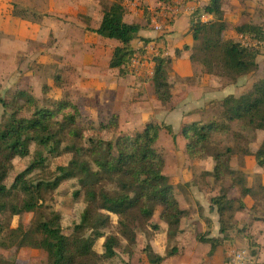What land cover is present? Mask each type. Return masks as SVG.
I'll list each match as a JSON object with an SVG mask.
<instances>
[{
  "label": "trees",
  "instance_id": "trees-1",
  "mask_svg": "<svg viewBox=\"0 0 264 264\" xmlns=\"http://www.w3.org/2000/svg\"><path fill=\"white\" fill-rule=\"evenodd\" d=\"M171 0H156L161 6L168 5ZM190 0H183L187 3ZM225 0H209L208 4L195 10L191 17V35L194 40L192 48L183 50L190 52V61L199 64L203 73L225 79L232 83L238 78L251 76L258 70V49L242 46L239 42L223 40L222 35L228 24L223 19ZM209 15L212 20L202 22V15ZM124 8L122 4L113 2L102 9V19L97 29L88 31L98 36L115 40L119 46L111 53L109 68L118 69L120 76L128 74L131 60L137 53L131 43L138 33L148 28L139 23L128 24L123 21ZM235 33L264 44V28L252 23L235 27ZM149 40H145L148 42ZM200 42V52L205 55L201 62L194 58L195 44ZM138 53H142L139 50ZM215 53L216 63L207 59L206 54ZM180 51H175L178 57ZM153 75L150 79L153 93L163 107L171 102V86L168 83V70L172 60L168 57H154ZM218 70V71H216ZM55 85L61 83L59 76L55 77ZM65 96L63 100L54 101L55 111L38 108V102L27 90L15 89L0 95V251L14 249H31L45 251L50 264H104L117 256L119 241L116 236L105 235L104 231L111 223L110 215L118 217L120 232L132 247L136 245L134 227L135 218L131 211L136 209L141 217L149 219L155 210L158 218L167 227V240H176L182 232L181 222L191 216L189 210L179 207L174 195V188L164 175L165 160L155 145L162 128L171 133L170 127L148 122L141 131L122 134L114 143L102 139H89L88 147L79 146L82 139V128L77 125L81 118V108ZM90 101V100H89ZM90 103H92L90 101ZM93 105V103H92ZM94 110H96L93 105ZM33 109L27 118L21 113ZM222 109L220 120H211L206 124L193 122L184 124L179 135L185 141V155L188 161L212 158L214 166L211 172L201 174L205 179L212 178L221 184L219 192L210 199L211 207L218 215L219 233L222 238H206L205 234L198 235L197 241L209 244L212 255L216 247L227 240V232L234 228L231 218L236 212L245 208L241 199L228 197L231 188H240L247 195L246 178L240 171L232 170L230 162L237 153L253 155L256 164L264 167V138L257 150L250 151L251 138L241 137L246 147L239 149L232 146L220 147L214 143L213 136L222 137L230 133L231 126L239 122L243 133L264 132V77L254 80L252 85L241 95L228 96L220 103ZM73 109V113H66ZM98 113V111H96ZM62 114L61 121L54 119ZM98 121L88 119L91 123L108 122L112 129H122L117 115L98 113ZM235 134V133H234ZM233 134V141H237ZM72 138L69 153L72 159L67 166L58 167L57 175L52 181L34 182L30 174L44 168V159L36 155L30 165L17 174L8 186L6 181L13 169L16 158L29 157L30 148L36 145L49 153H56L60 148L61 139ZM175 138L174 136H172ZM226 177L231 183L228 187L223 184ZM76 180L79 190L74 197L84 196L85 207L81 212L79 222L68 232L60 226V215L53 213L51 218H44L32 224L27 230L11 229L9 220L14 216L36 212L41 207L43 189L55 190L62 182ZM113 186L114 189H107ZM264 191V187H260ZM236 204V206H235ZM264 207V204H263ZM7 216V219H6ZM10 228V229H9ZM9 229L4 237L3 233ZM244 229V228H243ZM242 229V230H243ZM240 230V234H242ZM88 233V234H86ZM246 237V236H245ZM104 238L103 252L94 250L97 240ZM247 238L248 248L253 249L255 243ZM231 240V239H229ZM143 253L150 264H161L166 258L177 254L172 249L165 256L156 254L152 248L146 247ZM128 256H133L128 253ZM251 256L257 253L251 251ZM0 264H18L15 259H9L0 253Z\"/></svg>",
  "mask_w": 264,
  "mask_h": 264
},
{
  "label": "crops",
  "instance_id": "crops-1",
  "mask_svg": "<svg viewBox=\"0 0 264 264\" xmlns=\"http://www.w3.org/2000/svg\"><path fill=\"white\" fill-rule=\"evenodd\" d=\"M12 1L0 0V63L8 66L11 63L14 64L15 61L16 65L19 55L23 56L22 58L24 59L25 56L30 54L28 53L27 45H64L65 48H73L74 51H80V48H82L84 53L83 62H80L81 58L75 59L68 55L67 58L71 57L70 61L72 62L70 64L69 61L64 62L65 64H63L62 68H64L63 72L65 73L68 65L72 67L69 72L73 71L78 76L77 84L73 85V88H76L75 90L78 93L77 97L79 96L87 103L90 100L95 106L96 110H91L94 117L92 116L89 119L98 121V113H102L103 116L114 114L118 116L122 129H125L123 125H126L129 131H141L148 122H155L171 129V133L166 128L160 130L156 145L167 146L166 149H160L165 160L164 175L168 177L169 183L174 188V195L179 207L191 212L190 218L182 220V232L175 241L181 240L187 234L192 235L196 232L195 227L199 226H201L206 238H222L223 235L219 233L216 209L211 207L210 204V199L216 196L217 193L211 192V188L206 193L203 185H195L190 180V173H188L186 179L183 170L186 165L196 166V169L205 165L206 167L201 169V176L203 172L212 171L214 162L212 158L188 161L184 150L185 141L179 135V132L184 124L193 122L206 124L211 121L209 114L213 106H219L221 101L228 96L237 97L241 95L254 81L249 87L244 86L241 81L248 77L246 76L238 78L232 83L223 84L220 78L203 73L201 67L197 70L196 65L190 61V52L183 50L184 46L192 48L194 45L190 29L193 13L198 8L208 4L209 0L189 1L182 5L183 1L176 3L175 0H171L165 6H161L156 0H147L148 4H145L149 6L148 10L154 12L151 19L152 25L156 22L162 26V30L154 31L152 26V29L146 28L138 33L137 38L131 45L137 51L135 55L148 59L147 66L135 71L130 69L131 72L129 71L123 77L120 76L118 69H111L108 66L111 53L115 47L119 46V43L88 31V29H97L101 23L102 12L98 5L102 0H36L41 2L40 8L44 10L43 19L40 22L15 17ZM136 5L137 3L134 1L129 3V12H125L124 9L123 21L128 24L139 23L145 25L143 12L136 9ZM251 6H253V12L255 9H259L257 12L260 13L264 21V0H256ZM174 14L175 16L168 21V17ZM244 19L241 18L242 21H238L235 26L249 23V19H247L248 22ZM89 20L91 25L88 26ZM200 20L209 22L212 17L203 14ZM224 21L227 24H231L230 22L235 23L237 17L229 15L224 17ZM253 23L261 25L257 19ZM145 40L149 41L145 42ZM16 45H21V53L23 50H27V53H22L21 55L17 48H14ZM91 45H94V51L99 57L105 58L99 59L92 56ZM139 50L142 53H138ZM175 51H180L178 57L175 56ZM37 56L34 58H37ZM154 57H168L172 60L168 70V83L171 86L172 98L170 105L167 107H163L152 92L150 79L153 75L154 62L152 59ZM48 58L49 64L56 63L54 56ZM27 59H30V57ZM147 68L148 71L146 70ZM74 73L72 74L74 75ZM63 77L61 80H63ZM6 89L11 91L15 89L27 90L28 88L23 83L13 85V83L6 81ZM60 90L62 91V89ZM65 94L64 96H66ZM254 136V140L249 146L252 154L261 144L264 132L255 131ZM176 146L178 147L177 151ZM240 156L241 159L237 166L234 167L232 166L234 158H232L230 167L232 170L240 171L244 174L246 189L250 193L244 199L235 198V200L241 199L245 206L243 210L236 212L235 215L245 211L250 213L249 211L252 209V204L248 203V200H251L250 196H252L256 187H264V167H259L256 164L253 155ZM169 161L173 166H169ZM251 179L256 180V185L252 186ZM213 183L214 180L208 178V184ZM228 197L231 198L229 194ZM200 208H202L200 211L202 216L199 215ZM262 208L264 210L263 205ZM186 220H190L189 224L191 225L189 227L187 224L185 225ZM246 222L244 224L249 227L251 224V227L256 228L255 233L240 234L239 231L245 225L243 226L239 220H236L234 223L235 227L227 232V240L216 247L212 256L208 255L209 246V249L204 254V260L198 263H193L191 260L194 252H188V255H186L187 253L183 255L179 251L177 255L166 258L161 264H213L215 261L220 260L224 250H227L228 246L225 243L229 239H235L236 242L242 239L247 243V236L252 238L257 244V255L256 257L251 256L254 259V264H264V216H254L249 222ZM161 223L163 224L161 226L162 230L151 241V246L156 254L165 256L164 243H166L167 239V227L163 222ZM247 245L246 247H248ZM242 250L247 253L248 259L250 257L248 249L244 248L238 251ZM38 252L40 251L31 249L13 250L10 257L6 258L15 259L18 264H23L25 260H28L29 256L39 254ZM0 253L5 256L4 251H0ZM225 254L230 256L232 253L229 254V251H227ZM132 264L135 263L132 262ZM146 264L150 263L146 261Z\"/></svg>",
  "mask_w": 264,
  "mask_h": 264
},
{
  "label": "rangeland",
  "instance_id": "rangeland-1",
  "mask_svg": "<svg viewBox=\"0 0 264 264\" xmlns=\"http://www.w3.org/2000/svg\"><path fill=\"white\" fill-rule=\"evenodd\" d=\"M136 1V9L141 10V12H144V18L148 21V29H152V15H154V12H151L148 10V7L146 4H148L147 0H102L98 7L102 9L105 7H108L111 3L117 2L120 4H123L125 12H129L128 6L129 3H132ZM146 1V2H145ZM224 10H223V19L224 17H228L229 15H235L237 17V21L235 23L230 22L231 24H228L227 30L223 33L222 38L223 40H231L235 42H239L242 46L258 49V57H257V63H258V70L251 76H248L245 80L241 81V83L249 87L254 80H258L262 77H264V44L258 45L255 41H252L247 38H242L241 36L237 35L234 31L235 25L238 23V21H242L241 18H245L244 20L247 21L249 19V23H253L255 19L258 20V23L260 22L262 28H264V21L262 20V17L259 12H257L259 9H255L254 12L252 11L253 6H251L256 0H225ZM146 3V4H145ZM12 4L14 6V16L17 18H22L24 20L28 21H37L40 22L43 19L44 16V10L41 9V2H38L36 0H13ZM183 2L181 3V5ZM177 5V4H175ZM98 14V10H97ZM98 18V16H97ZM154 18V17H153ZM63 20V19H62ZM243 20V21H244ZM248 22V21H247ZM88 26L91 25L90 20L88 21ZM254 24V23H253ZM257 25V24H256ZM234 31V32H233ZM52 37V36H51ZM195 51H194V58L196 62H201L202 58L205 56L201 49L200 42L195 44ZM28 46V54L27 56L22 58L23 56L19 55L18 63L15 65L10 64L8 66H5L4 64L0 63V95L2 97H6L7 93L10 91L6 89V81L16 84V83H23L27 86V91L31 96L34 97V99L38 102V108L41 109H49L51 111H55V106L53 104L54 101H60L63 100L64 94L66 96H70L72 99L71 101L77 104L81 108L82 116L77 121V125L81 127L83 130V136L79 143V146H82L83 148L88 147V142H86L89 139L99 140L102 139L104 141H108L111 143H114L117 138L122 136V134H131L135 133L136 131H129L127 130L128 127L126 125H123V128L125 129H112L108 127L107 120L105 122L101 123H91L88 121L90 117L93 116V113L91 110H94V107L90 101L84 102L82 98L79 96L77 97L78 93L76 92V88H73V85L75 86L77 84V73L69 72L72 70L71 66H67V71L65 73L63 72L64 68H62L65 64L64 62H68L69 64L72 62L70 61V58L73 57L75 59H80V62H83L84 60V53L83 49L80 48L79 50L74 51L73 48H65L64 45H27ZM80 46V45H79ZM21 45H16L14 48H17L19 53H21L20 49ZM92 49V56L97 57L99 59L105 58V57H99L96 51H94V45H91ZM90 49V48H89ZM27 51V50H26ZM23 50L22 53H27ZM67 52V53H66ZM21 53V55H22ZM36 53V54H34ZM38 55V56H37ZM70 55V58H67V56ZM207 59L210 61L216 63L215 59V53L212 54H206ZM37 56V58H34ZM54 56V59H56V63L49 64L47 59L48 57ZM30 57V59H27ZM152 56L150 57L151 60ZM76 61V60H74ZM78 62V61H76ZM68 64V63H67ZM76 64V63H74ZM196 69L199 70L200 66L199 64H195ZM77 68V67H76ZM148 71V68L146 69ZM75 71V70H74ZM130 71V67L128 69ZM133 71V70H132ZM135 71V70H134ZM218 71V70H216ZM131 72V71H130ZM74 73V75L72 74ZM59 76L61 79L63 76V80L60 84H57L55 86L56 80L55 77ZM223 84L230 83L225 79L220 80ZM54 84V85H53ZM62 89V91L60 90ZM153 92V91H152ZM220 106V105H219ZM219 106H213L210 109V118L212 120H220L221 119V113L222 109ZM33 109L30 108L29 110H25L21 113L22 117L27 118L30 114H32ZM66 113H73V109H67ZM62 114H58V116L54 119L61 121ZM94 117V116H93ZM235 133V134H234ZM233 134L234 137L237 139V141H233ZM236 135H240L241 137H247L254 140V133H243L240 127V123L236 122L234 123L230 128V133L227 135H223L222 137L219 136H213L214 143H218L220 147H227L232 146L235 148L236 146L241 149L242 147H246V145L243 143L244 139L241 137H238ZM61 144L59 150H57L56 153H49L44 148H39L36 145H32L30 148V155L27 158L24 159H18L16 158L13 162V169L10 172L9 178L6 181L7 185L9 186L14 177L22 172L25 168H27L32 160L36 157V155H41V157L44 159V168L42 170L34 171L30 174L31 180L36 182H48L52 181L58 174L57 168L58 167H64L67 166L69 161L72 159V154L69 153V145L72 144V138L67 137L64 138V136L61 137ZM254 144V142H253ZM156 149L160 152V149H166L167 146H158L155 145ZM178 150V147L176 146V151ZM161 153V152H160ZM241 153H237L236 157L233 159L232 166H237V163L241 159ZM169 166H173L172 163L168 162ZM171 164V165H170ZM185 166V165H184ZM206 166L202 165L199 169H196V166L193 165H186L184 170L185 178L187 179L188 173L191 175V181L196 185L204 186V190L206 193H208V189L211 188V192H216L218 194L219 189L221 187L220 182L219 183H213L208 184V179L200 176V173L202 172L201 169H204ZM204 184H203V183ZM211 183V182H210ZM231 180L229 177H226L223 181V184H225V187H228L230 185ZM252 186L256 185V180L251 179ZM206 186V187H205ZM107 189H114L113 186H108ZM79 190V186L77 184L76 180H69L62 182L55 190L51 191L48 189H43L41 191L42 195V202L41 207L34 213L29 214H23L20 216H14L9 220V225L11 229L20 228L22 230H27L29 227L32 226V224L37 223L41 219L44 218H51L53 213H58L60 215V226L64 232H68L70 228H72L76 223L79 222L80 215L82 210L85 207V199L82 194H80L78 197H74V193ZM250 193V192H248ZM228 194L231 196L232 199L235 200V198L240 197L241 199L246 196L242 194V190L240 188H233L232 190L228 191ZM248 195V194H247ZM250 195V194H249ZM251 200H248V203L252 204V209L248 212H241L237 213L236 215L233 214V217L231 218V223H235L236 220H239V222L242 223L244 226V229L241 231L242 234L247 235L248 233H255V229L250 227L247 224H244V222L251 220L254 216H264V210L262 208V205L264 203V191H262L260 188H257L254 190L252 196H250ZM252 202V203H251ZM236 206V204H235ZM202 208L199 209V212ZM131 216L135 218L134 227L135 233H136V245L135 247H132L128 244V241L122 233L120 232V227L118 225V217L115 215H110L111 223L108 226L107 229H105L104 233L105 235H113L118 238L119 241V247L117 248V256L113 258L112 260H107L104 262V264H132L134 262L135 264H146L147 258L143 253V249L146 247L152 248L151 241L156 237L158 233H160V230H162V223L158 218V210H155L153 215L149 219H145L144 217H141L136 209L131 211ZM202 216V213L200 214ZM7 219V216H6ZM190 220L185 221V225L189 227L191 224H189ZM247 223V222H246ZM241 225V226H242ZM242 226V227H243ZM235 227V225H234ZM9 228V229H10ZM9 229L5 230L3 235L4 237L8 235ZM195 231L192 235H186L179 241L173 240H167L165 245V255L169 253L172 249L177 250V254L179 251H181V254L188 255V252H194L193 258H191L193 263H198L199 261L204 260V254L209 249L208 244L200 243L195 238V235L197 237V234L202 235L203 232L201 230V226L195 227ZM232 232V231H231ZM88 234V233H86ZM234 234V232H233ZM104 242V238L99 239L96 241L94 250L101 254L103 252L102 244ZM162 243V242H161ZM252 243H255L254 240H252ZM228 247L227 250H224L225 253L229 251V254L236 252L238 250L247 248L249 254L251 251L258 252L257 247L250 249L246 247L247 243L244 242L242 239L238 242L233 240H228V242L225 243ZM224 244V245H225ZM255 245H257L255 243ZM158 246V245H157ZM248 246V245H247ZM13 250L4 251L6 257H10V254L13 253ZM153 250V249H152ZM134 253L133 256H128V253ZM223 252L222 257L220 260L215 261L213 264H226L230 260V256L226 255ZM39 254H34L32 256L28 257V260H25L23 264H50L48 261V256L45 251L38 252ZM176 254V255H177ZM30 255V254H29ZM212 256V255H209ZM214 261V260H213ZM201 264V263H200ZM209 264V263H208ZM243 264H254V259L250 257L244 260Z\"/></svg>",
  "mask_w": 264,
  "mask_h": 264
},
{
  "label": "built area",
  "instance_id": "built-area-1",
  "mask_svg": "<svg viewBox=\"0 0 264 264\" xmlns=\"http://www.w3.org/2000/svg\"><path fill=\"white\" fill-rule=\"evenodd\" d=\"M182 1L183 0H175L176 3H181ZM190 1H197V0H190ZM175 14L169 16L167 20L170 21L175 16ZM152 26L154 31L162 30V26L158 25L156 22H154ZM147 63H148V59L135 55L134 58L131 60L129 67L131 70H136L147 66ZM246 258H247V253L245 251L243 250L236 251L231 254L230 260L226 264H243Z\"/></svg>",
  "mask_w": 264,
  "mask_h": 264
}]
</instances>
